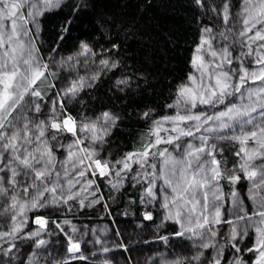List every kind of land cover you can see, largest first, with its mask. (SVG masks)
I'll return each mask as SVG.
<instances>
[{"label": "snow or ice", "instance_id": "1", "mask_svg": "<svg viewBox=\"0 0 264 264\" xmlns=\"http://www.w3.org/2000/svg\"><path fill=\"white\" fill-rule=\"evenodd\" d=\"M196 2L206 6L205 0ZM68 6V0H0V216L6 217L0 226L7 229L0 231V264L89 259L81 250L83 233L74 237L79 230L67 213L74 206L84 208L89 194L93 196L89 206L102 199L100 181L93 178L97 176L107 178L111 199L126 183L139 184L145 218L152 220L153 212L160 211L161 225L171 221L178 226L171 235L187 236L191 254L171 264H264V0H242L239 12L231 10V0H223L220 9L226 27L220 33L221 46L213 45L215 36L205 26L192 61L195 72L178 86L175 101L168 105L175 108L174 114L150 117L154 110L145 111L142 115L151 121L146 134L137 147L115 160L110 153H101L120 116L103 111L77 121L66 104L93 88L102 76L120 69V44L113 41L111 48L97 52L81 41L75 56L53 55L75 16L89 7L88 0H73L71 14L47 53L37 42L40 17ZM246 57H254L250 63L258 67H246ZM81 64L88 69L84 75L66 76L57 86L62 69ZM132 86L131 76L115 80L119 91ZM44 104L49 106L46 111ZM64 133L71 134L67 144L60 138ZM225 139L240 145L239 163L227 173L219 155L224 149L216 143ZM54 147L66 149L63 160ZM257 158H262L259 165L253 163ZM241 173L252 182L247 192L251 204L234 187ZM222 179L231 186L233 211L227 217L222 211L227 203ZM105 208L111 212L107 201ZM60 214L64 218L55 219ZM30 219L38 227H29ZM50 219L67 238L66 252L73 255L66 259L48 258ZM220 225L227 226L223 235ZM168 238L159 237L165 243ZM17 240L28 242L24 250ZM33 248H43L45 254ZM99 251L108 253L109 248L101 243ZM101 264L111 261L104 259Z\"/></svg>", "mask_w": 264, "mask_h": 264}, {"label": "trees", "instance_id": "2", "mask_svg": "<svg viewBox=\"0 0 264 264\" xmlns=\"http://www.w3.org/2000/svg\"><path fill=\"white\" fill-rule=\"evenodd\" d=\"M72 2L73 0H68V7L54 12H45L44 16L40 17L41 31L37 42H42V52L47 53L50 50V45L60 25L71 14ZM222 2L223 0H205L206 6L202 7L196 0H88L89 7L82 9L75 16L68 33L60 42V47L53 54L54 56L57 54L62 57L75 56L81 41L90 43L97 52L111 48L113 41L121 46L117 53L121 61L120 69H115L102 76L93 88H86L80 97L66 104L68 111L77 121L86 117H97L103 111H111L120 116V120L106 137L108 143L104 145L101 155L108 156L110 153L111 159L115 160L137 147L151 122L142 115L145 111L154 110L150 112V117L174 114L175 108H169L168 105L175 101L178 86L188 82L189 73H194L192 61L196 55L197 46L201 43L203 28L210 27L218 41H215V44H222L220 33L226 27L223 24L220 9ZM241 4L242 0H231V10L239 12ZM217 12L221 14L217 15ZM244 63L246 66V62ZM235 65L236 60L233 61V67ZM89 67L94 66L90 64ZM80 71L84 75L88 69H85L82 64ZM58 75L60 79L57 81V86L59 87L61 76ZM119 76H131L133 86L125 91H119L115 87V80ZM50 133L51 130L48 135ZM70 137V133H64L61 138L67 144ZM216 143L218 147L222 146L224 149L223 153L219 154L221 163L226 173L230 172L233 165L239 163L240 158L237 157L236 152L239 151L240 145L231 139L217 140ZM58 150L54 147L57 155L60 154ZM254 163L257 164V159ZM236 171H239L238 167ZM241 176V180L234 187L244 196L245 203L251 204L247 192L252 187V182L244 178L242 173ZM93 178L100 181L102 199L93 204L95 205L93 210L85 207H72L71 212L67 213V218L71 219L73 224L77 227L85 225L87 228L83 229L85 233L94 230L100 224L108 223L119 226L122 230L121 237L127 241L129 256L134 264L137 263L136 255L139 254L140 249L143 251L147 245L150 246V242L137 241L136 246L135 244L132 246L133 241L125 236V228L131 224L140 225L146 229L159 226L160 231L156 238L159 239L162 235L169 237L165 244H160V239L157 241L159 248L172 253L174 259L177 260L191 254L192 249H188L190 244L188 238L170 234L178 227L177 225L171 221L164 225L158 223L156 217L158 213L160 216V211L153 212L152 220L145 218V205L139 202L141 195L138 191L139 184L133 187L126 183L120 192H114L116 198L111 199L109 192L112 190L107 184V178L99 176ZM220 183L228 198L224 208H231V196L229 195L231 186L226 179H222ZM254 191L259 192V189H254ZM90 196L85 201V205L93 199L91 194ZM130 197L135 199V203L129 199ZM105 201L111 212L105 208ZM125 211L127 215L124 214ZM29 215L32 216L34 213ZM63 218V214L55 217V219ZM29 222L30 227L34 228L33 221L30 219ZM48 227L49 231L54 228L51 219ZM5 230V227L0 226V231ZM226 230L227 226L223 225L221 235ZM149 232L151 231L148 230L147 234ZM86 236L81 239L83 245L90 244L86 241ZM170 242H180L187 246V249L183 251L179 246L172 247L168 245ZM16 243L19 247H26L28 242L17 240ZM34 251H39L41 255L45 254L42 248H34ZM207 251L211 250H206V254ZM48 253L53 252H47L48 258L51 259L52 255ZM69 255L73 254L69 253ZM87 257L89 259H73L67 264H101L103 260L91 255Z\"/></svg>", "mask_w": 264, "mask_h": 264}, {"label": "rangeland", "instance_id": "3", "mask_svg": "<svg viewBox=\"0 0 264 264\" xmlns=\"http://www.w3.org/2000/svg\"><path fill=\"white\" fill-rule=\"evenodd\" d=\"M25 14H27V11L25 12ZM236 27L237 28H239L240 27V24L239 23H237L236 24ZM214 35V34H213ZM215 36V35H214ZM217 40V38H216V36H215V39L213 40V45L215 46V47H217V48H219V46H221L220 44H218V45H216L215 43L216 42H218V41H216ZM216 41V42H215ZM253 47L255 48L256 46L255 45H253ZM196 54H197V51H196ZM208 58H210L208 55H206V59H208ZM80 59H81V61H83V57H80ZM252 59H254V57H246L245 59H244V62H246V67H250V68H257L258 67V65H255L254 63H250V61L252 60ZM74 63V62H73ZM236 64H237V61H236ZM81 66H82V64L81 65H79V66H77V69H69V68H65V69H62L58 74H60V76H61V81L62 80H64V78L66 77V76H70L71 78H75V76L77 75V72L80 74V75H82L80 72V68H81ZM194 72H195V68H194ZM249 83H251V82H249ZM261 84V82L260 81H256V85L257 86H259ZM247 86V85H246ZM48 105L47 104H44V105H42V111H46L47 109H48ZM13 115H15V113H13ZM33 115H39V114H33ZM63 115V114H62ZM51 134V133H50ZM66 134H68V133H66ZM61 138V137H60ZM61 139H63V138H61ZM185 139H188V140H191L192 138H185ZM63 141H64V139H63ZM250 143V145L253 143L252 141H250L249 142ZM53 144H55V142L53 141ZM59 150V152H60V154H58L57 156L59 157V159L60 160H63V158H64V156H65V154H66V149L65 148H58ZM261 159L262 158H257V164L256 165H259L260 163H261ZM254 163V162H253ZM255 164V163H254ZM243 174V173H242ZM257 180L259 179V175L257 176V178H256ZM159 186V185H158ZM80 187V185H77V188H79ZM91 196H90V194L88 195V198H90ZM87 198V199H88ZM227 196L225 195V200L227 201ZM209 200L211 201L212 200V197H211V195L209 196ZM226 204V203H225ZM85 208L86 209H91V210H93L94 208H95V205H93V204H91L90 206H89V204H87L86 206H85ZM222 211L225 213V217H227V215L229 214V212H231V211H233L232 210V208H224V205H223V208H222ZM158 215H159V213H158ZM157 215V220H158V223L160 224V219H159V216ZM6 219V217H4V216H0V223H1V225H2V222L4 221ZM28 225H30V222L28 221ZM115 225V224H114ZM161 225V224H160ZM3 227H5V226H3ZM36 227H38V226H36L35 224H34V228H36ZM115 227H116V229H117V232L119 233V235H120V237H121V232H122V230L120 229V227L119 226H116L115 225ZM219 227H221V229H222V227H223V225H220ZM6 228V227H5ZM78 232L77 233H75V234H73L74 235V237L75 236H79L80 235V233H83V237L82 238H84V236H86V233L84 232V230L82 231L81 229H87L86 228V226L85 225H79L78 227ZM122 228V227H121ZM138 227H134V225L133 224H131L129 227H126L125 228V236L129 239V240H131V241H133V244H132V246H134V244H135V246H136V243H138L137 241H146L147 243L148 242H150V246H147L145 249H143V251L140 249V251L138 252L139 254L138 255H136V257H137V259H136V261H140V260H147V262H149V263H147L146 262V264H151V263H153V264H157L156 262H158V260H159V255H157L156 253L154 254L153 252L154 251H156L157 249V246H158V244H156V243H158L157 241L159 240L158 238H156V237H158V234H159V232L158 231H160V227L159 226H157V227H155L154 229H151L152 231L151 232H149L148 234H147V232H148V230L149 229H146L145 231H144V235H142V234H139L138 233ZM7 230V229H6ZM59 230V229H58ZM65 230L67 231L68 230V226H67V228H65ZM82 231V232H81ZM50 233V235H49V237H46V239L48 240V242H49V246H48V248H47V250H51V249H53L54 248V246L56 247V248H58L59 247V242H62V240L63 239H61V240H59L58 239V237L56 236V232L55 231H51V232H49ZM147 234V235H146ZM144 236V237H143ZM53 237V238H52ZM64 237V236H63ZM66 238V237H65ZM184 238H187V236H185ZM139 241V242H140ZM159 241H161L160 242V244L162 243V244H165V242H163V240H159ZM107 242H109V244H110V241H107ZM190 244H191V241H190ZM190 244H189V246H190ZM65 245H67V238H66V242H65ZM167 245V244H166ZM168 245H171L172 247L173 246H179L180 247V249H182L183 251H185L186 249H187V246H184V245H182V243L180 244V242L178 243V242H176V243H173V242H170ZM161 246V245H160ZM163 246H165V245H163ZM188 246V249L190 248ZM5 247H7V245H5ZM21 248V250H24L25 248L24 247H20ZM55 248V249H56ZM33 250H34V248H33ZM139 250V249H138ZM13 251H15V250H13ZM63 251H65L66 252V250L64 249ZM56 252V254L53 252L52 254L51 253H48V254H51L52 255V257H58L57 256V254H58V250L57 251H55ZM89 252H91L89 249H86V250H84L83 251V254H86V255H89ZM62 253V252H61ZM60 256H63V253L61 254V255H59V257ZM65 256V255H64ZM63 256V257H64ZM91 256H95V255H91ZM171 256V255H170ZM151 262V263H150ZM159 264V263H158Z\"/></svg>", "mask_w": 264, "mask_h": 264}, {"label": "crops", "instance_id": "4", "mask_svg": "<svg viewBox=\"0 0 264 264\" xmlns=\"http://www.w3.org/2000/svg\"><path fill=\"white\" fill-rule=\"evenodd\" d=\"M134 227H138V233L144 235V231L146 228L140 225H134ZM67 228V226H65ZM83 231V229H81ZM152 231L151 229H149ZM81 231V232H82ZM56 236L58 237L59 240L63 239L62 242H59V247L56 248L54 246L53 249L48 250L47 252H54L58 250L57 256L61 255L63 253L64 258H67L69 256L68 252L63 251L64 249L66 250L67 245H65L66 238L65 236L59 232L58 229L55 230ZM86 241L89 242L90 244L83 245L81 244V250L82 252L86 249H89L91 252H89V255H92L93 252H95L96 259H108L111 261V264H134L133 261L131 260L129 256V251H128V245L127 241H125L122 237H120L119 233L117 232V229L114 224H100L97 225L94 230L87 232L86 233ZM50 235V234H49ZM64 236V237H63ZM145 236V235H144ZM143 236V237H144ZM49 237V236H48ZM110 241V244L109 242ZM140 241V240H139ZM101 243L109 248L108 253H103L102 251H99L101 248ZM127 245L126 248L124 247H119L118 245ZM158 244V243H156ZM49 245H47L48 248ZM148 246V245H147ZM56 248V249H55ZM157 250L154 251L153 253L159 255V260L156 262L157 264H171L172 261L176 260L174 259L172 253L170 252H165L164 250H161L159 248V245L156 248ZM62 252V253H61ZM161 253V254H160ZM84 256H87L86 254H83ZM171 255V256H170ZM136 264H146L147 260H140L136 261ZM149 263V262H147ZM151 263V262H150ZM153 264V263H151Z\"/></svg>", "mask_w": 264, "mask_h": 264}, {"label": "flooded vegetation", "instance_id": "5", "mask_svg": "<svg viewBox=\"0 0 264 264\" xmlns=\"http://www.w3.org/2000/svg\"><path fill=\"white\" fill-rule=\"evenodd\" d=\"M29 227H30V225H28ZM56 229H54L53 228V230L52 231H55ZM49 232H51V231H49ZM53 238V237H52ZM47 245H49V242H48V244ZM25 248V247H24ZM43 249V248H42ZM44 250V249H43ZM48 251V250H47Z\"/></svg>", "mask_w": 264, "mask_h": 264}, {"label": "bare ground", "instance_id": "6", "mask_svg": "<svg viewBox=\"0 0 264 264\" xmlns=\"http://www.w3.org/2000/svg\"><path fill=\"white\" fill-rule=\"evenodd\" d=\"M161 254V253H160Z\"/></svg>", "mask_w": 264, "mask_h": 264}]
</instances>
